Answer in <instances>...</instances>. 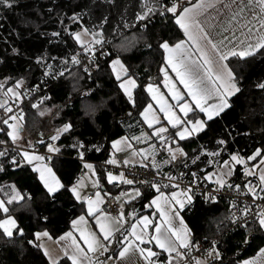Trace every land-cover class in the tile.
Wrapping results in <instances>:
<instances>
[{
	"label": "trees",
	"instance_id": "trees-1",
	"mask_svg": "<svg viewBox=\"0 0 264 264\" xmlns=\"http://www.w3.org/2000/svg\"><path fill=\"white\" fill-rule=\"evenodd\" d=\"M144 1L11 0L12 7L0 5V80H5V86L22 81L21 98L23 90L48 70L63 72L50 86L48 96L34 108L27 104L24 112L29 115L40 105L55 107L54 127L65 123L72 125L55 140L61 156L49 161L65 186L54 194H49L36 173L20 162L19 151L11 150L0 157L3 168L0 171V200L5 201L8 208L7 213L0 210V220L11 216L23 229V235L14 229L12 237L5 236L0 229V264H49L40 249L29 241L36 230L45 229L53 236L63 232L70 219L82 212V204L70 191L80 167L76 160L69 158L77 149L72 145L82 142L88 149L84 156L100 160L107 154L110 140L137 129L140 122L136 114L138 102L130 103L122 93L109 62L118 58L123 63L127 70L124 76L135 79L134 92L141 98L143 85L159 74L158 67L163 61L160 44L182 38L173 13L147 25L144 30H125V24L133 19ZM124 16L128 20L125 24ZM76 17L78 19H74ZM80 29L95 32L104 37L100 40L106 43V57L102 61L88 62L86 71L72 63V57L84 46L77 44L72 35ZM226 63L236 74L240 91L229 99L230 108L212 120H205L203 131L176 141L187 154L179 160L177 168L198 171L200 164L193 163L191 157L200 147L218 148L219 159L232 153L246 157L258 148L264 152V88L258 86L264 83V53L245 59L229 57ZM11 101L15 100L6 104ZM197 115L199 112H190L188 117ZM0 129V139L8 141L6 124L2 123ZM219 140L226 143L218 144ZM239 169L240 165H235L232 182L239 180ZM150 193L151 190L146 191L142 198ZM17 195L23 199L7 203ZM181 215L191 231L190 245L201 238L216 236L209 249L219 252V257H211L205 264H238L264 244V229L258 221L248 223L243 230H225L228 209L221 199L201 201L193 197ZM56 264L66 262L61 259Z\"/></svg>",
	"mask_w": 264,
	"mask_h": 264
},
{
	"label": "snow or ice",
	"instance_id": "snow-or-ice-1",
	"mask_svg": "<svg viewBox=\"0 0 264 264\" xmlns=\"http://www.w3.org/2000/svg\"><path fill=\"white\" fill-rule=\"evenodd\" d=\"M224 10L230 14L227 20V27L222 26V31L217 33L218 36L222 38L219 40H214L210 33L206 32L203 27H201L200 22L198 20H194L189 13L192 11L191 9L185 8L182 12L177 11L178 5L173 2L171 7L162 6L163 11L161 15L165 12L173 13L176 15V23L184 30L185 35L188 37V40L191 41L195 45V51L191 50L188 46L186 41L181 40L174 45H170L167 41L161 44V47L168 53L166 57V62L169 66H171L172 71L176 73V76L179 79V83L187 89V95L191 97L192 104H189L187 101L184 100V96L176 89L175 83H171L170 91L173 93V99L177 100L178 102L183 101V103H178L177 107L179 108L180 113L183 114L184 118L177 115L176 112L173 110L171 105H168L165 101L161 104L160 111L165 114V118L167 119L168 123L174 129H179L175 133L181 140L186 139L187 136H191L193 133H198L203 131L207 121L205 120H190L186 119L189 112H195V110H199L201 113H205L207 115V120H212L214 117L219 116L222 112L226 109L230 108L231 105L229 103V99L234 96L236 93L240 91V88L237 86V77L233 70L228 66L227 63H224L229 59V57H239L241 59H245L247 57H251L256 55L257 53H264V0H218ZM0 5H4L7 7H12L11 0H0ZM258 6L259 11L256 12L253 10L251 6ZM214 6V5H213ZM154 11L153 8H148L147 11L143 15H139L137 17L138 20H144L147 16ZM251 15L252 19H248V16ZM78 19V17L74 18ZM252 20H256V24L259 25V29L254 33V27H249L252 24ZM233 22L236 23L237 27L241 30L247 29V32L241 31L240 36L235 35V29H233L232 25ZM193 24L199 29L201 33L200 37L198 38L196 35L193 34L191 28ZM231 30V38L228 35H224V33H228ZM84 33L88 32V29L83 30ZM53 35H59L58 33H53ZM74 39L80 42L83 46V41L81 40V33H73L72 34ZM93 37L97 34L95 32L92 33ZM203 39L210 45L211 51L213 55H209V52L200 46L199 40ZM227 41V43H225ZM254 41V42H253ZM96 43H100L99 40ZM231 45V47H229ZM223 49V50H222ZM89 49L85 47V51ZM15 51V50H14ZM199 54L198 56L196 54ZM73 63H79V60L76 59L75 56L72 57ZM115 64H119L120 61H114ZM218 63L219 67H215ZM51 68V65H49ZM121 69L123 73L126 75L127 70L123 68L121 65ZM115 71V69H114ZM164 71L165 78H166V87L169 86L168 81H170V77H168L167 71ZM47 74V73H46ZM59 75H63V72L59 73ZM117 80L121 79V74L117 73L116 76ZM22 81L17 82V87L22 85ZM260 88H264V83L258 85ZM120 87L124 90L125 94L127 95L130 101L133 100V93L132 89L136 88V81L131 76H128L126 80H124ZM148 91L153 93V99H156L155 93L158 92V88H154L152 84H149ZM4 88V84L0 83V89ZM8 93L14 92L13 88H7L5 95ZM210 100H214L213 103H209ZM159 102V101H158ZM7 102H0V108H4ZM194 105V107H193ZM36 107V105H33ZM8 112H11V108L6 109ZM152 112V106L148 105L145 109L144 113H141L145 117V120L148 121V113ZM43 114V113H42ZM9 119H15V117H9ZM4 124H8V120L3 121ZM153 123H159V120L155 117L153 113V119L151 122L148 123V127L152 128ZM190 127H187V126ZM12 129L11 131L7 132V135L11 138V140L15 143L19 139V127L16 125H9ZM71 124H66L64 127L58 131L57 135L51 137L53 141L59 139V135L62 132H68L71 129ZM168 132V129L165 127L157 128L153 135L157 136L160 140H164L165 137L162 135L163 133ZM146 139H150L151 137L147 136V134H143ZM133 139L140 140L139 137H133ZM0 143H3L0 141ZM218 144H225L226 141L219 140L217 141ZM124 145V147H121ZM72 147H79L85 149L83 143H78L72 145ZM112 147L115 152H123L127 149L131 148V144L127 143V138H121L119 140H115L112 142ZM47 150L49 153H59L60 148L56 147L53 144L47 145ZM99 149H97L98 151ZM85 151H80L79 156L83 159ZM168 151L172 153V160H176L177 157L175 155L176 152H179L181 155H187L183 152V149L177 147L175 151H173L172 147H168ZM7 150L0 151V156H5ZM140 153L133 150L132 155H139ZM23 158L28 164H32L33 161H37V163L33 170L40 174V179L43 181L45 188L47 189L49 194H54L60 188H64L65 186L60 183L59 178L56 176L55 172H53L52 168L48 166L47 163H44L45 159L51 160L52 157L48 156L47 158L40 155L30 154L27 151L21 153ZM210 156H219V152H211L208 153ZM257 157H261L260 165L264 166V152L261 149H256V151L248 156L247 158L239 156V154H233L230 156V160H224L221 165V170L216 175V179L213 181L218 187L215 191H219L225 187L233 188L235 187L236 190L240 189V185L233 186L229 184L225 177H231L233 174V170L235 165H245L244 167V175L245 176H252L256 173L252 171V168L258 167L257 165H252L251 168L247 166L248 161H254ZM146 158V157H145ZM196 159H199L197 157ZM15 158H13V163H15ZM129 161H124L127 164ZM106 163L108 164H117V160L115 158L109 159ZM168 163V161H165ZM195 163V160L193 161ZM209 163H213V161H209ZM146 166V165H145ZM154 167H158L155 163L153 164ZM85 169H88L95 174V167L90 163H85L83 165ZM227 168V171L224 169ZM3 168L0 167V171ZM194 179L193 184L196 183V173H192ZM214 174L209 173L207 174L204 179L212 181V177ZM169 179H174L169 177ZM117 180H122L124 183L132 184L133 181L131 180H124L123 173L119 175H113L112 173H108V181L109 183ZM259 180L261 182L260 191L264 192V168L261 169ZM154 188L159 191L160 185L153 184ZM174 187H178V185H173ZM83 187V184L78 181L75 185L72 186L70 191L76 196L77 199H81L79 188ZM167 187V185H165ZM247 187V192L252 194L254 198H260L257 196V188L252 186L249 182ZM192 192V188H188L184 192H173L171 196H165L164 193H160L158 197L152 200L151 204L155 205L157 210L160 214V222L153 225L152 220L147 217L143 216L140 217L135 224L131 226V232L128 236H124L123 240L127 241L128 243L125 244L120 252V257L123 258L133 247L140 253L141 257L148 264H154V261L151 260L152 257L158 256L157 252H154L151 248H143L139 245L143 244H151L155 242L156 246L162 249L165 252L169 253V260L167 264H172V261L175 257L171 256L172 252H176L177 256L181 254L178 251V246L182 248H189L190 246V230L184 224L183 218L180 217V209L185 207V203L191 204L192 202V195L189 193ZM136 195H140L139 190H136ZM96 199L91 200L88 199L89 204V215H95V210L92 208L93 204H99L102 202L100 197V193L97 192L95 194ZM208 197L211 199H215V197L208 194ZM16 199H23V197L13 196L7 203H12L13 200ZM163 201V204L160 203ZM175 205H178L179 208H176ZM0 210L7 213L8 208L5 206V201L0 200ZM248 209L243 210V215H247ZM103 215V214H102ZM259 219L258 223L262 229H264V212L258 214ZM84 217L81 216L79 220L82 222L84 221ZM107 219V217H106ZM179 219V225L175 224V220ZM124 220V213L121 211L120 217L115 220H109L108 223H101L99 217L96 218V223L99 225L100 232L102 233V240L109 241L110 237L113 236L114 231H119V228H115L114 224H121ZM77 221H73L75 225ZM142 226V227H141ZM152 226L154 229L153 234H149L148 228ZM139 228V231L137 230ZM0 229H3V234L7 237H12L14 235L13 229L16 230L17 233L23 235V229L19 228L16 224L14 218L9 216L7 219L0 220ZM49 234L47 231L44 232H37L35 233V239L40 240L42 237H47ZM72 233H66L65 237H61V239H65L67 237H71ZM129 237H133L134 240H130ZM145 237H149L145 240ZM81 239L84 240V243L87 245V250L89 252H95L98 247H104L101 243V238L97 237L95 233H89L88 236L81 235ZM135 241H138L139 244H135ZM29 243H33V241H29ZM247 243V241H245ZM40 247V245H37ZM70 247L74 248V254L70 257L73 264H80L78 260V256H83L85 259L89 260V264H91V259L87 256V253L84 251L83 248L80 247L79 243L76 241L75 238H72V243ZM107 251V248H104ZM215 252V249H212ZM68 253L65 252V255ZM211 255V252L209 253ZM45 255H48V252L45 250ZM216 256L219 257V252H216ZM258 257L264 256V248H261L259 253L257 254ZM51 259V257H50ZM52 264H56V261H53ZM199 264V261H197ZM244 264H256L255 260L244 261Z\"/></svg>",
	"mask_w": 264,
	"mask_h": 264
},
{
	"label": "crops",
	"instance_id": "crops-1",
	"mask_svg": "<svg viewBox=\"0 0 264 264\" xmlns=\"http://www.w3.org/2000/svg\"><path fill=\"white\" fill-rule=\"evenodd\" d=\"M174 2L178 5V9H177L178 13L182 12L183 9L185 8L191 9L192 11L189 13V15H191L194 20H198L200 22L201 27H203L206 32L210 33L211 37L214 40H219L222 38L221 36H218L217 33H220L222 31V26L227 27V20L230 14L227 12V10L223 9L222 4H220L218 0H175ZM251 7L253 8L254 11L256 12L259 11L258 6L253 5ZM248 19H252L251 15L248 16ZM173 20L178 30L180 31L182 38L177 39L176 41L169 43V44L174 45L175 43L181 40H184L186 41L187 46L191 50L195 51V45L191 41L188 40V37L185 35L184 30L176 23V15H174ZM232 27L233 29H235V35L238 37L240 36L241 31H244L245 33L247 32V29H243V30L239 29L235 22H233ZM249 27H254V33L256 30L259 29V25L256 24V20H252V24H250ZM191 31L198 38L200 37L201 33L199 32V29H197L194 24L191 28ZM224 35H228L229 38H231V35H232L231 30L228 33H224ZM103 38L104 37L98 38L96 35L95 39H92L83 44L84 45L89 44V43L95 42ZM199 43L201 47H204L209 52V55H213L210 45H208L205 40L200 39ZM225 43H227V41H225ZM161 44H160V47H161ZM229 47H231V45H229ZM161 50H162V60L163 61L161 65L158 67V72H159L158 78L166 82L164 71H161V69H164L165 71H167L168 77L171 78L170 81H168L169 86H171V83L174 82L176 89H178L179 92L184 96V100L187 101L189 104H192L191 97L187 95V89H185L184 86L179 83V79L176 76V73L172 71L171 66H169L166 62V57L168 53L162 47H161ZM196 55L198 56L199 54L197 53ZM224 63H226V61ZM215 67L217 68L219 67L218 63L215 65ZM152 83L153 82L150 81L143 85L142 94H144L143 96H145L146 99L151 100L153 102L154 109L158 111L159 109L157 107L160 108V104L159 102L155 103V101L153 100V93L150 92L151 93L150 95L152 96H147L145 93V90L148 91L147 86ZM142 94L140 95L142 96ZM170 95L172 96L169 97ZM170 95H168L167 97L168 98L166 101L167 104L172 106L173 110L176 112L177 115L181 116V118H184L183 114L180 113L179 108L177 107V104L183 103V101L178 102L177 100L173 99L172 91H170ZM13 98H8L7 101L12 100ZM134 100L135 101L137 100L136 102H138L137 104L139 106L136 112L139 118V121H140L138 124V127L137 129H135L134 131L130 133L122 134L110 140L109 145L106 149V152H107L106 159L109 160L111 158H115L117 162H123V163L124 161H129L128 163H131L133 165H143L144 162L148 161L151 169L155 172H161L170 167L177 168L179 160L182 158L183 155H181L179 152H176L175 154H180L179 158H177L176 160H172V156H171L172 153L168 151L167 145L171 146L173 151H175L177 147L183 149L181 145L176 143L177 140H181L178 136L175 135V133L179 131V129H170L172 128V126L168 123L167 119L165 118V114L163 112L161 113L162 120L160 121L159 118H157L159 120V123L158 124L153 123V127L149 128L148 123L151 121L149 120L146 121L141 115V113H139L142 105H140V98H138L136 94H135ZM213 102L214 100L209 101V103H213ZM31 108H34V107L32 106ZM195 111L199 112V115L195 117H188L190 115V112H189L186 119H190L193 121L197 119L207 120V115L205 113H201L198 109ZM27 114L28 113L23 111V115L26 116ZM25 116L23 117V120H25L26 118ZM12 117L20 118V116H17V115H14ZM10 122H11V119L9 123ZM9 123L6 125L7 128H8ZM160 127H165L168 129V132L162 134L165 137L164 140H160L157 136L153 135V132L157 128H160ZM187 127H190V126H187ZM143 134H147V136L151 138L146 139ZM196 134L197 133H193L191 136L196 135ZM125 137L127 138V143L131 144L132 147L123 152H115L112 147V142L115 140H119L121 138H125ZM133 137H139L140 140L138 141L136 139H133ZM189 137L190 136H187V138ZM42 142H40V145L36 144V146L39 148V151H32L30 149L29 150L32 152L41 153L45 155L46 157L48 156L60 157V155H58V154H61L60 152L55 153V155H51L49 154V152H44L43 148L45 147V145L42 146ZM56 147L58 146L56 145ZM121 147H124V145H121ZM133 150H135L136 152L140 154L132 155ZM211 152L220 153V150L218 148L205 149V148L200 147L198 152L195 153L191 158L193 161L195 160L196 162H198V164H200L198 168V176L207 183L215 184L213 182L216 179L215 174H218L220 172L222 162L224 160H230V156L236 153L229 154L226 158L219 159V156L208 155V153H211ZM197 157H199V159H196ZM200 157H203V158H200ZM241 157H244V156H241ZM247 157L248 156L244 158H247ZM260 159L261 157L255 162H251V161L247 162V166L249 168H251L252 165L258 166L256 168H252V171L256 173L255 175L245 176L244 175L245 165H240V169H239L240 177L238 181L232 182L235 179L234 173L232 174L231 177L226 176L225 179L227 180L229 184H232L233 186L240 185V188L244 190L245 192H247L246 185H248L249 182L251 183L252 186H255L256 188H258L259 185L261 184L259 180V175H260L261 169L264 168V166H261L259 163ZM165 161H168V163H165ZM209 161H213V163H209ZM85 163H90L94 165L95 174H93L92 171L85 169L83 167L82 171L74 179V181L76 182L74 183L73 181V183L70 186V189H71L72 186L75 185L78 181H80L83 184V187L78 189L80 192L81 199H77L76 196L72 193L74 199L77 202L82 204V207H83L82 212L72 217L69 221L68 228L55 236L51 235L45 229L34 231L32 235V239H31L33 243H30V244L40 249V251L42 252L43 256L45 257V259L47 260L49 264H52L53 261L58 262L61 259H64L66 264H73L72 260L70 259V257L74 254V248L70 247L72 243V238H75L76 241L79 243L80 247L83 248L84 251L87 253V256L91 259V264H148V262L145 261L143 257H141L140 253L136 250L135 247H133L132 250H130L123 258L120 257V252L123 246L128 243L127 241H124L123 238L124 236L129 235V233L131 232L132 224H135L140 217H143V216L149 217L152 220L153 225L160 222L159 211L157 210L155 205L151 204V202L153 199L158 197L161 192L164 193L165 196L170 197L173 192L180 193V192H184L185 190L171 188V187L170 188L160 187L159 191H157V189L154 188L153 186L144 185L139 180L129 175H126L124 173H123L124 180H131L133 181L132 184L124 183L122 180H117V181H113L109 183L108 181L109 172L112 173L113 175H119L120 173L104 170L100 168L99 166L95 165L91 160L85 161L83 165ZM154 163L158 165V167H154L153 166ZM26 165L29 166L31 170H33L34 167H32L30 164L26 163ZM224 171H227V168H225ZM34 172L36 173L37 178L42 184L43 188L47 191V189L44 186L43 181L40 179V175L38 174V172L36 171ZM209 173L214 174L212 177V181L204 179V177ZM136 190H139L140 195H136ZM150 190L152 193H150L148 197L143 199L142 197L144 193ZM97 192L100 193L101 199L103 198L104 195L111 194L120 204L119 212L117 214L102 213L98 209V204H93L92 208L95 210V215H89V212H88L89 204L87 201L88 199L95 200L96 199L95 194ZM88 194H90L91 196L89 198H86V195ZM192 200H193V196H192ZM160 203L163 204V201H160ZM187 205L189 204L185 203V207ZM175 207L179 208L178 205H175ZM183 209H180V217H182L181 211ZM121 211H123L124 213V220L121 222L122 227H121V224H114V227L119 228L120 230L114 231L113 236L110 237L109 241H103L102 233L100 232L99 225L96 223V218L99 217L101 220V223H108L109 220H115L119 218ZM81 216L85 218L84 221L82 222L79 220ZM8 217L9 216L4 217L3 220L7 219ZM73 221H77V223L74 225ZM174 222L177 226L179 225V219H176ZM184 224L186 225L185 221H184ZM137 230L139 231V228ZM44 231H47L49 235L47 237H42L40 240H36L35 233L44 232ZM148 232L149 234L154 233V229L152 226H149ZM66 233H72V236L67 237L65 239H61V237H65ZM89 233H95L97 237H100L101 243L103 244L104 247H98L95 252H89L87 250V245L84 243V240L81 239L82 234L84 236H88ZM148 238L149 237H145V240H147ZM129 239L134 240L133 237H129ZM189 239L191 242V231H190ZM112 240L115 241V244L114 243L112 244L113 242ZM135 244H139V242L135 241ZM37 245H40V247H38ZM111 245L114 246V250H112L113 247ZM139 246L143 248H151L154 252L158 253V256L151 258V260L154 261V264H167V261L169 260V253L158 248L155 242L151 244L146 243V244L139 245ZM105 247L107 248V251L104 250ZM261 248H264V244L258 250H256L255 253L240 260L238 264H244V261H249V260H255L256 264H264V256H261V257L257 256ZM187 249L188 248H182L178 246V251L181 255L177 256L176 252H172L171 256L175 257V259L172 261V264H197V261H199V264H205L208 259H204V256L207 255V253L210 252V250H212V249H208L205 253L201 254L197 259L188 261L185 259ZM45 250L48 252V255H45ZM65 252H67L68 254L65 255ZM78 260L80 261V264H89V260L85 259L83 256H78Z\"/></svg>",
	"mask_w": 264,
	"mask_h": 264
},
{
	"label": "built area",
	"instance_id": "built-area-1",
	"mask_svg": "<svg viewBox=\"0 0 264 264\" xmlns=\"http://www.w3.org/2000/svg\"><path fill=\"white\" fill-rule=\"evenodd\" d=\"M174 1L175 0H169L166 2L164 0H145L142 3L141 9L135 13L133 19L125 24L124 29L131 30L134 28H139L144 30L147 25H150L159 18L166 16L168 14L167 12L161 15V12L163 11L162 6L170 7ZM148 8H153L154 11L150 13L146 19L138 20L137 17L139 15H143ZM99 41L100 43H96L95 41L85 44L80 52L75 55L76 59L79 60V63H73V61L72 63L74 65L80 66L82 70L86 71V65L88 62L102 61L106 57L107 53L106 43L104 40ZM85 47H87L89 50L85 51ZM46 73L37 82L24 89L19 100L11 101L9 104H5L4 108H0V128L4 120H8L9 123V117L14 115L22 116L24 106L27 104L31 106L39 105L48 96V90L50 86L59 80L60 75L55 69H50ZM7 108H11V112H8L6 110ZM0 141L3 142L0 143V151L7 150L6 154L11 150L19 151L20 149L19 145L14 144L9 140L6 141L0 139ZM45 143H51V141L45 140L44 143H42V146ZM29 149L32 151H39L37 146H31ZM80 151H85V149L77 147L73 155L69 156V158L76 160L80 165L75 176H77L82 171L83 163L87 161L85 156L83 159L80 158ZM49 154L55 155V153ZM92 162L104 170L116 173H124L137 180H140L145 184H158L164 187L167 185V187L178 188L185 191L191 187L192 192L189 194L201 201L221 199L226 203L228 209V218L224 223V228L226 231L243 230L248 223L258 221V214L264 212V192L260 191L261 184L257 188V196L260 198H254L252 194L245 192L241 188L236 190L235 187H225L219 191H215V189L218 187L216 184L203 182L198 176L195 178L196 183L193 184L194 177L192 173H196L194 168L166 169L162 172H154L151 169L148 161L144 162L143 165H133L131 163L125 164L123 162H117V164L114 165L108 164L106 163V154L104 159L93 160ZM169 177L174 179H169ZM173 185H178V187H174ZM209 193L211 196L215 197V199L209 198ZM89 196L90 194L86 195V198H89ZM246 208L248 209V213L247 215H243V210ZM98 209L102 213L117 214L120 210V204L111 194H107L103 196L102 202L98 204ZM215 238L216 236L210 239L201 238L190 245L187 249L185 259L188 261L197 259L201 254L205 253L214 245ZM113 249L114 248H112V250Z\"/></svg>",
	"mask_w": 264,
	"mask_h": 264
},
{
	"label": "rangeland",
	"instance_id": "rangeland-1",
	"mask_svg": "<svg viewBox=\"0 0 264 264\" xmlns=\"http://www.w3.org/2000/svg\"><path fill=\"white\" fill-rule=\"evenodd\" d=\"M141 4H142V2H141ZM123 19H124L123 20V24H125L128 20H127L126 16H124ZM83 30L84 29H80V30L74 32V33L80 32L82 34L81 35V40L83 41V43H86V42L96 38V36L93 37L91 32L84 33ZM97 37L99 38L98 35H97ZM74 40H75V42L77 44L82 45L76 39H74ZM117 60H119V59L118 58L111 59L110 62H109V66H110V69L112 71V74H113L114 78H116L117 73L121 74V79L117 80V83H118V86H119L120 90L122 91V93L128 99V97L125 94L124 90L120 87V84L124 80H126L128 76H124V73H123V71L121 69V65H123V63L120 60H119L120 61L119 64H115L114 65L113 62L117 61ZM123 68L125 69L124 65H123ZM114 69H115V71H114ZM151 80L153 82L152 84L154 85V88H158V90H159L158 92L155 93L156 99H153V100L155 101V103L159 101V104H160V107H161V104H163L165 101H167V99H168L167 97H168V95H170V86L166 87V82L164 80H160L158 78V76H156V77L153 76L151 78ZM0 83L4 84V88L0 89V102H4L5 100L7 101L8 98H13V97L14 98L12 100H19L20 99L19 93H21V92H19V89L22 90L21 89L22 85L17 87V82H16L14 84L5 86V80H0ZM10 87L14 89V92L16 93L15 95L13 93H8L7 95H5V92H6L7 88H10ZM132 93H133V100L130 101L128 99V101L131 102V103H134L135 102V100H134V97H135L134 89H132ZM145 93H146L147 96H152V95H150L151 93L149 91H147V90H145ZM143 95L144 94H142V96L140 98V105H142V106H141V110H140L139 113H144V111L148 107V105H151L152 106V112H149L147 114L148 115V120L152 121L153 113H154L155 117L157 116L156 118H159V120L161 121L162 120V118H161V113L162 112L160 111V108L157 107L159 110L156 111L154 109L153 102L151 100L146 99V97L143 96ZM171 96L172 95H170L169 97H171ZM56 112H57V110H56L55 107H46V106L40 105V106H38V109H36V111L31 113L30 115H28V114L26 116L23 115V117L24 116L26 117L25 120H23L22 116H20V118L15 117V119H11V122L9 123V125H16L20 129V131H19V139L14 143L9 136H8V138H9V140L12 143L17 144V145L20 146L18 154H19L21 163H24V164L27 163L25 161V159L23 158V156L21 155V153H23L24 151H27L30 154L40 155V156L46 157L45 155H43L41 153L32 152V151L29 150V148L31 146H36L37 143H40V142H42V141L47 139V140L51 141V143H48V144H53V145L56 146L55 141H53L51 139V137L54 136V135H57L58 131L61 130L64 127V125H66V123H65V124H63V125H61L59 127H54L52 120L55 117L54 115H55ZM143 118L145 119L144 116H143ZM9 125H8V128H9L8 131H11L12 129L9 127ZM48 144H46L45 147L43 148L44 152H48V150H47V145ZM167 147H169V145H167ZM175 155H176L177 158H179L180 154H175ZM171 156H172V154H171ZM37 163H39V162L33 161V163L30 164V165L32 167H34ZM44 163H47L48 166L51 167L53 172H54L53 167L49 164L50 163L49 160L45 159ZM75 182L76 181H74V183ZM210 252H211V255L209 254ZM210 252H208L207 255L204 256V259H209L211 257L216 256V251L213 252L212 250H210Z\"/></svg>",
	"mask_w": 264,
	"mask_h": 264
},
{
	"label": "bare ground",
	"instance_id": "bare-ground-1",
	"mask_svg": "<svg viewBox=\"0 0 264 264\" xmlns=\"http://www.w3.org/2000/svg\"><path fill=\"white\" fill-rule=\"evenodd\" d=\"M60 79V78H59ZM47 140V139H46ZM45 141V140H44ZM44 141L42 142V143H44ZM46 144H48V143H45L44 145H46ZM58 155H60L61 156V154H58ZM86 158V157H85ZM87 159V158H86ZM104 159V158H103ZM88 160H91V161H93L92 159H87V161ZM107 160V159H106ZM108 161V160H107ZM167 169H189V168H175V167H171V168H167ZM195 169V168H194ZM166 170V169H165ZM196 170V174H197V176H198V171H197V169H195ZM164 171V170H163ZM155 172V171H154ZM162 172V171H161ZM199 177V176H198ZM200 178V177H199ZM201 179V178H200ZM202 180V179H201ZM140 181V180H139ZM203 181V180H202ZM141 182V181H140ZM203 182H205V181H203ZM143 183V182H142ZM207 183V182H206ZM143 184H145V183H143ZM145 185H149V184H145ZM149 186H152V185H149ZM160 187H164V186H160ZM170 188V187H169ZM171 188H173V187H171ZM176 189H178V188H176ZM91 196V195H90ZM89 196V197H90ZM106 214H108V213H106ZM113 242H112V244L114 243L115 244V241L114 240H112ZM112 246V245H111ZM113 248H114V246H112ZM114 250V249H113Z\"/></svg>",
	"mask_w": 264,
	"mask_h": 264
}]
</instances>
